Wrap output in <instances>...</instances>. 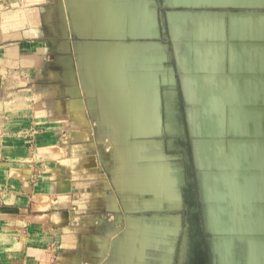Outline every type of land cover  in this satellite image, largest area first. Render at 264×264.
I'll use <instances>...</instances> for the list:
<instances>
[{
  "label": "crops",
  "instance_id": "crops-1",
  "mask_svg": "<svg viewBox=\"0 0 264 264\" xmlns=\"http://www.w3.org/2000/svg\"><path fill=\"white\" fill-rule=\"evenodd\" d=\"M0 264H264V0H0Z\"/></svg>",
  "mask_w": 264,
  "mask_h": 264
}]
</instances>
